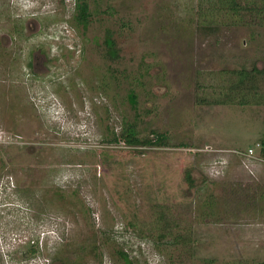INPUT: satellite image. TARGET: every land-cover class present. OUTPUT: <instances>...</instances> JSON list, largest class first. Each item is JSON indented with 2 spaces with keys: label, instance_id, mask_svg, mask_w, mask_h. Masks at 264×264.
Masks as SVG:
<instances>
[{
  "label": "rangeland",
  "instance_id": "obj_1",
  "mask_svg": "<svg viewBox=\"0 0 264 264\" xmlns=\"http://www.w3.org/2000/svg\"><path fill=\"white\" fill-rule=\"evenodd\" d=\"M200 2L90 0L84 30L75 0H0V264H101L98 253L120 264L108 239L138 264L264 261V104L196 103L219 97L221 71L264 68V29L224 25L205 37ZM107 29L116 63L103 56ZM132 88L144 134L165 147L110 142L108 128L134 120ZM162 207L190 251H157Z\"/></svg>",
  "mask_w": 264,
  "mask_h": 264
},
{
  "label": "trees",
  "instance_id": "obj_2",
  "mask_svg": "<svg viewBox=\"0 0 264 264\" xmlns=\"http://www.w3.org/2000/svg\"><path fill=\"white\" fill-rule=\"evenodd\" d=\"M200 8L198 10V18L201 19L199 30L205 37L218 36L220 29L226 26L248 28L253 31L252 35H256L255 30L264 29V0H199ZM207 3L205 7L202 3ZM93 12L90 8V0H75V14L74 22L77 28L88 29L93 17ZM125 26V25H124ZM126 27V26H125ZM104 59L108 63H116L121 59V50L118 46L116 33L107 29L104 43ZM112 72L114 80H120L116 71ZM148 68L143 74L136 77L138 87L143 88L141 79L148 75ZM221 73L229 78L227 85L221 90L219 97H212L210 95H196V103L203 106L216 105H235L251 106L264 104V68L257 66L254 61L250 67L242 65L237 68L225 69ZM220 73V74H221ZM129 76H125L128 79ZM134 85V82H130ZM137 88H132L128 92V102L131 109L136 112L134 120L128 118L123 119L121 123V131L117 133L114 129L109 130L111 135L110 142H120L127 144L132 148L144 147H165L166 140L163 136L155 131L151 134H144L141 124L144 122L139 111V95ZM223 90H226L223 92ZM260 156L264 159V140L260 148ZM185 180L193 186V179L190 170L185 171ZM133 225V224H132ZM154 234L152 243L156 246L158 252H165L169 247L183 248L185 251H190L192 246L191 236L189 233L182 234L179 231V225L171 219L166 212L165 207L158 211V216L152 224ZM110 244L112 247L111 254L113 259L120 264H138L136 260L116 241L105 240L104 245ZM96 243L92 245V252L98 253L100 248ZM36 250H29L26 255V260H29L36 255ZM99 263H103L104 254L98 253ZM60 263L67 264L66 259L60 258ZM64 262V263H63ZM258 264H264V261Z\"/></svg>",
  "mask_w": 264,
  "mask_h": 264
},
{
  "label": "built area",
  "instance_id": "obj_3",
  "mask_svg": "<svg viewBox=\"0 0 264 264\" xmlns=\"http://www.w3.org/2000/svg\"><path fill=\"white\" fill-rule=\"evenodd\" d=\"M250 153H251V154H253V153H254V150H253V149H251V150H250Z\"/></svg>",
  "mask_w": 264,
  "mask_h": 264
}]
</instances>
